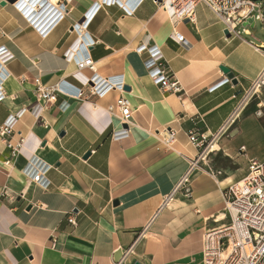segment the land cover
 <instances>
[{"label": "crops", "instance_id": "crops-1", "mask_svg": "<svg viewBox=\"0 0 264 264\" xmlns=\"http://www.w3.org/2000/svg\"><path fill=\"white\" fill-rule=\"evenodd\" d=\"M98 2L68 0L64 18L45 37L26 22L24 8L0 6V48L9 57L1 66L6 78L0 77L5 95L0 125L34 105L36 77L45 85L65 81L87 94L84 83L94 75L120 76L132 108L129 136L120 141L111 140L119 122L105 112L116 91L102 99L57 96L44 105L38 120L24 113L13 140L21 135L25 143L9 165V151L0 139V193L6 187L14 198L0 197V264H202L203 234L228 222L223 190L245 176L249 161H264V125L254 105L238 108V120L214 150L231 151V158L244 147L250 155L246 170L236 160L237 170H217L221 175L212 177L208 164L199 161L190 195L177 193L169 206L161 205L197 157L186 132L194 123L207 135L220 130L263 70L264 42L246 28L254 26L252 21L243 24V34L226 37L223 24L204 5L195 8L193 23L177 21L172 9L152 0H141L136 8L129 0L102 6L87 17ZM82 20L81 43L94 62V74L77 72L63 58ZM173 31L187 40V47L170 39ZM142 44L159 48L167 71L180 84L179 94L163 92L148 79L146 54L136 53ZM82 54L78 51L77 58ZM220 67L237 84L229 80L210 92L227 78ZM255 106H264V99ZM169 130L174 140L165 145L163 132ZM31 155L51 167L47 190L29 182ZM130 247L133 254L123 260Z\"/></svg>", "mask_w": 264, "mask_h": 264}, {"label": "built area", "instance_id": "built-area-1", "mask_svg": "<svg viewBox=\"0 0 264 264\" xmlns=\"http://www.w3.org/2000/svg\"><path fill=\"white\" fill-rule=\"evenodd\" d=\"M47 1L25 0V3L16 7L20 12V9H25V14L21 12L24 19L40 37H45L64 18L65 4L68 0H56L55 2L58 3V6H55V8L50 6ZM125 1L128 0H99L97 4L93 5L90 13L94 14L102 6L120 5ZM129 1L132 8H136L141 3V0ZM152 1L159 7L164 8V10L167 8L172 9L177 21H187V23L194 22L195 8L198 5H204L223 24L229 36H237L239 34L237 27L242 26L244 23L248 24L249 21L253 23L259 21L264 30V14L254 0ZM90 13L87 17L92 15ZM127 14L129 13L127 12ZM84 23L85 20L75 26L78 32L77 39L63 54V58L67 63H74L77 72L89 70L94 74V62L87 52L83 51L81 43L82 28L85 29L86 27ZM170 39L182 47L188 46L187 40L175 31L171 33ZM92 45L93 43L90 42L89 46ZM78 51L83 53L80 59L77 58ZM136 53L139 55L146 54L143 67L153 85L166 93L179 94L181 92L179 82L167 71L166 63L159 48L155 45L142 44L136 48ZM7 56L6 50L3 47L0 48V77L3 80L6 76L1 70V66L9 58ZM228 83L229 79L225 78L217 85L211 87L209 91L212 92ZM84 86L87 88V94L82 88L70 85L65 81H59L53 85H45L41 83L39 77L33 79L34 105L10 114L6 121L0 125V139L10 155L9 161L6 162L7 165L19 155L25 143V138L21 135H17V139L13 140L15 128L22 115L29 112L34 119L38 120L41 117L44 105L54 102L57 96L60 95L73 99L88 100L89 97L102 99L111 91H116L117 96L105 108V112L110 117L116 118L120 126L118 130L112 131L111 140L120 141L128 138L129 129L132 126V108L130 101L124 96L125 91L121 77L100 79L94 75L84 83ZM262 87H264V68L257 78L250 83L249 87L243 91L238 107L216 134L207 135L199 129L197 123H194L186 132L188 142L197 151V157L191 160L188 171L183 175L173 191L165 197L161 208L169 206L177 193H182L186 197L190 195L191 177L197 163L204 161L209 153L214 152V144H216L217 139L229 134V129L238 117V108L242 107L245 101ZM4 97L5 95L0 87V102ZM163 133V143L165 145L170 144L174 140V133L171 130ZM239 152L244 153L245 148L241 147ZM50 168L44 161L35 155H31L26 162L29 182L43 190H47L50 186L47 178ZM208 174L212 177H218L221 172L208 171ZM0 197L3 199H14L13 196L9 195L6 187L1 191ZM223 199L228 222L203 234L201 241L202 264H264V161H249L245 176L223 190ZM68 222L74 225L72 218H68ZM142 235L143 232L138 237ZM131 254H133L132 247L124 251L122 259L124 260ZM122 263L123 261H119L116 264Z\"/></svg>", "mask_w": 264, "mask_h": 264}, {"label": "rangeland", "instance_id": "rangeland-1", "mask_svg": "<svg viewBox=\"0 0 264 264\" xmlns=\"http://www.w3.org/2000/svg\"><path fill=\"white\" fill-rule=\"evenodd\" d=\"M256 3L260 6L261 12L264 14V0L256 1ZM246 28L250 31V33L254 37H256L259 40H261L262 42H264V30L262 29L261 24H260L259 21H255L254 22V26L252 28H250V26H248ZM237 30L240 31L241 34H243V30L244 29H243L242 26L237 27ZM263 99H264V87L259 89L256 93L252 94L247 99V101H245V103L243 105V108L245 109L247 106L251 107L252 105H254L255 111L257 113H259V116L261 117L260 121L264 125V106H262L260 109L255 106L258 102L262 101ZM242 109H241V111H242ZM237 120H238V117L235 119L234 124L236 123ZM223 138H224V136H222V137H220L218 139H223ZM263 140H264V133H263ZM214 145L216 146V144H214ZM262 149L264 151V144H263V148ZM215 153H216V155L214 156ZM229 153L222 152L221 150H219L217 152L215 151V152L209 153L206 156L205 160L204 161H200V162L204 166H206L204 164V162H206L208 164V166L210 167V170L212 172H216L217 170H220L222 172H224V171H226V172H230V171L234 172L238 168V165L235 163V161L238 160L242 164V166L240 168H242L245 171L246 170V165H247L246 161H247L248 157H250V155H247V151L245 153L237 152L235 154H231V158H228V156H227V154H229ZM233 163H235V164H233ZM200 167H201L200 164L197 163V166H196V169H195L194 172L195 173L200 172V170H199Z\"/></svg>", "mask_w": 264, "mask_h": 264}, {"label": "water", "instance_id": "water-1", "mask_svg": "<svg viewBox=\"0 0 264 264\" xmlns=\"http://www.w3.org/2000/svg\"><path fill=\"white\" fill-rule=\"evenodd\" d=\"M254 1H260V0H254ZM22 1H18V0H3L1 3H0V6L1 7H4L6 5H11V6H15V7H18L20 5H22ZM84 20L80 21V23H82ZM244 26V25H242ZM223 34L226 36V37H229V34L227 32V30H224ZM220 70L223 72L224 75L227 76V78L231 81V84L233 85H236L237 82L236 80L233 78V75L231 73H229V71L224 68V67H220ZM88 157V154L85 155V158Z\"/></svg>", "mask_w": 264, "mask_h": 264}, {"label": "bare ground", "instance_id": "bare-ground-1", "mask_svg": "<svg viewBox=\"0 0 264 264\" xmlns=\"http://www.w3.org/2000/svg\"><path fill=\"white\" fill-rule=\"evenodd\" d=\"M55 1H56V0H51V2H53V4L55 3ZM166 11H167V10H166ZM167 13H168V11L166 12V14H164V13H163V14H164V15H168Z\"/></svg>", "mask_w": 264, "mask_h": 264}]
</instances>
